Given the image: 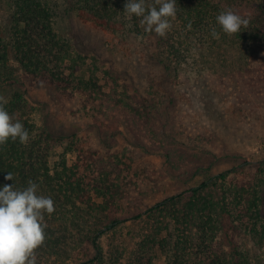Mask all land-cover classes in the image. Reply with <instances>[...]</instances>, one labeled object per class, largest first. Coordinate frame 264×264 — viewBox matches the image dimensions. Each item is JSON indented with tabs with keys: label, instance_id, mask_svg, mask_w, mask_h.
Returning a JSON list of instances; mask_svg holds the SVG:
<instances>
[{
	"label": "trees",
	"instance_id": "obj_1",
	"mask_svg": "<svg viewBox=\"0 0 264 264\" xmlns=\"http://www.w3.org/2000/svg\"><path fill=\"white\" fill-rule=\"evenodd\" d=\"M127 2L0 0V6L6 10L4 21H0V90L15 91L5 96L9 101L5 109L29 133L27 144L17 139L0 146V188L13 184L16 188H25L31 179L39 185V194L50 196L55 204V211L45 214L47 239L37 250V264H115L125 257L121 255L123 250L110 245L105 248L101 243L103 237L116 231L122 223L139 221L141 217L140 212L123 219L108 218L125 197L126 185L121 178L130 169V157L125 149L99 153L90 147L88 139L76 133L69 134L67 141H60V135L43 120L36 119L43 103L39 107L31 106L30 88L42 83L55 87L69 84L61 76L60 66L80 58L72 44L60 39L54 30L61 11L74 13L80 22L100 29L111 42H124L125 37L136 40L152 59L163 52L172 59L182 60L192 49L201 50V47L220 52L225 44L246 39L248 42L262 35L256 22H249L247 28L241 27L238 33L228 36L217 24L216 16L227 8L243 16L242 10L248 4L252 13L253 8L264 13V0H176V18L165 37L145 32L139 24L141 18L134 15L126 18ZM213 27L220 33L218 40L210 35ZM57 147L61 148L60 153L55 151ZM68 154L74 156L71 165L66 158ZM250 169L251 164L245 163L145 209L146 214H158L154 219L156 224L149 232L146 227L142 231V226L131 232L135 247L128 253L126 264H142L154 250L159 252L164 264H251V260L247 262L249 254L222 244L228 235L220 231L222 220L217 214L220 203L199 196L200 191L214 185L213 180L223 186L222 200L229 216L223 220L249 230L245 232L260 253L256 254V262L264 264V215L261 213L264 187L258 177L245 173ZM9 172L14 175V181L5 179ZM238 179L251 181L238 189L235 187ZM182 196H187L185 208L188 218H194L195 227L188 228L178 213L167 211ZM118 244L122 246V242Z\"/></svg>",
	"mask_w": 264,
	"mask_h": 264
},
{
	"label": "rangeland",
	"instance_id": "obj_2",
	"mask_svg": "<svg viewBox=\"0 0 264 264\" xmlns=\"http://www.w3.org/2000/svg\"><path fill=\"white\" fill-rule=\"evenodd\" d=\"M246 6L243 17L256 22L260 37L225 44L220 52L192 49L182 60L163 52L152 59L136 40L125 37L124 42H111L100 29L61 11L54 30L80 58L60 66L69 84H37L30 88L29 99L31 106L43 103L36 119L60 135V141L76 133L99 153L127 151L130 169L121 178L125 197L108 218L123 219L140 212L141 217L103 237L105 248L123 250L125 257L115 264L127 263L135 247L131 232L140 226L142 231L144 227L147 232L153 230L158 214L144 210L156 202L245 163L251 164L245 173L258 177L264 187V146L260 145L264 144V13L258 8L252 13L251 5ZM5 13L0 6V21ZM14 92L0 90L4 97ZM55 151L60 153L61 148ZM66 158L71 165L74 156ZM213 181L199 196L220 203V231L228 235L222 244L244 251L249 254L247 262L259 264L255 258L260 253L245 232L249 230L223 220L229 218L223 186ZM247 182L238 179L235 187L240 189ZM186 197L176 199L167 211L178 213L188 228L195 227L194 218L187 215ZM141 262L164 264V259L154 250Z\"/></svg>",
	"mask_w": 264,
	"mask_h": 264
},
{
	"label": "clouds",
	"instance_id": "obj_3",
	"mask_svg": "<svg viewBox=\"0 0 264 264\" xmlns=\"http://www.w3.org/2000/svg\"><path fill=\"white\" fill-rule=\"evenodd\" d=\"M124 8L126 18L131 19L133 15L141 18L139 24L144 31L154 32L159 37L171 31V21L177 12L176 0H129ZM216 22L224 34L232 36L241 27L247 28L249 19L227 8L216 16ZM210 35L220 39L215 27ZM8 102L0 95V146L17 139L27 144L29 133L23 123L5 109ZM5 179L14 181V175L9 172ZM27 185L0 188V264H37V250L47 239L45 214L55 211L54 201L50 196L39 194V185L33 180L29 179Z\"/></svg>",
	"mask_w": 264,
	"mask_h": 264
},
{
	"label": "built area",
	"instance_id": "obj_4",
	"mask_svg": "<svg viewBox=\"0 0 264 264\" xmlns=\"http://www.w3.org/2000/svg\"><path fill=\"white\" fill-rule=\"evenodd\" d=\"M261 146H264V144L260 143Z\"/></svg>",
	"mask_w": 264,
	"mask_h": 264
}]
</instances>
